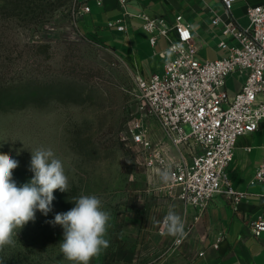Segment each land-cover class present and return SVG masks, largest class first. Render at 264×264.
Here are the masks:
<instances>
[{
	"label": "rangeland",
	"instance_id": "374dc122",
	"mask_svg": "<svg viewBox=\"0 0 264 264\" xmlns=\"http://www.w3.org/2000/svg\"><path fill=\"white\" fill-rule=\"evenodd\" d=\"M82 4L0 0V153L19 162L13 179L20 186L33 177L31 152L51 149L70 185L54 192L47 216L37 211L17 230L15 245L0 250V264H74L60 251L63 228L48 221L75 207L72 198L80 195L100 198L111 216L109 247L89 264H191L207 230L205 210L183 203L158 174L187 146L175 147L159 122L144 116L135 63L83 35L76 14ZM226 55L205 44L197 53L202 61ZM137 124L149 148L132 141ZM157 145L164 165L152 161ZM170 209L184 223L182 236L162 235Z\"/></svg>",
	"mask_w": 264,
	"mask_h": 264
},
{
	"label": "built area",
	"instance_id": "2783aa9c",
	"mask_svg": "<svg viewBox=\"0 0 264 264\" xmlns=\"http://www.w3.org/2000/svg\"><path fill=\"white\" fill-rule=\"evenodd\" d=\"M87 1L77 10V17L89 12ZM94 1L101 6L105 0ZM221 1L229 10L233 0ZM245 17V27L232 21L223 24L222 34L234 43H219L227 55L202 61L197 57L191 27L181 15L173 24L161 17L141 16L143 29L151 35L150 43L163 37L171 53L161 73L136 76L141 111L159 122L175 147L187 146L186 153H179L166 169L170 172L168 182L179 189L178 198L183 203L199 211L219 194L234 209L245 198V193L231 188L225 170L238 136L255 132L264 123V0L247 7ZM107 27L125 30L119 22H108ZM236 74L242 76L241 84L230 93L226 83ZM131 139L144 148L151 146L138 124L131 130ZM158 146L153 149L152 161L164 165L167 161ZM258 182L264 183V158L250 181ZM248 229L254 238L264 234V209L249 222Z\"/></svg>",
	"mask_w": 264,
	"mask_h": 264
},
{
	"label": "crops",
	"instance_id": "0c3cea01",
	"mask_svg": "<svg viewBox=\"0 0 264 264\" xmlns=\"http://www.w3.org/2000/svg\"><path fill=\"white\" fill-rule=\"evenodd\" d=\"M262 2L233 0L226 10L221 0H105L101 6L88 0L89 12L80 15L78 22L83 23V35L95 38L119 58L134 62L138 76L148 78L161 73L171 53L163 37H158L153 45L150 43L151 35L142 27V15L161 17L168 24L181 15L191 27L197 53L202 44L225 51L218 46L221 41L234 43L222 34L223 24L232 21L245 27L247 7ZM108 22H119L125 30L108 28ZM241 78L236 74L227 80L232 83L230 93L239 88ZM263 158L264 123L255 132L238 136L232 161L225 170L231 188L245 193V198L235 209L223 195L211 200L204 211L207 230L191 264H264V234L254 238L248 229L249 222L264 209V183H250Z\"/></svg>",
	"mask_w": 264,
	"mask_h": 264
},
{
	"label": "clouds",
	"instance_id": "9594fccd",
	"mask_svg": "<svg viewBox=\"0 0 264 264\" xmlns=\"http://www.w3.org/2000/svg\"><path fill=\"white\" fill-rule=\"evenodd\" d=\"M30 182L17 185L13 170L19 162L7 153H0V250L14 246V237L28 222L35 221L36 212L47 216L52 210L54 192H67L69 178L63 163L51 149L38 148L31 152ZM162 181L170 179L168 170L159 171ZM75 207L66 213H57L48 223L63 228L60 251L64 258L74 264H89L90 260L109 247L105 239L110 227V213L103 210L102 201L95 195L72 198ZM164 232L177 237L184 234V223L175 211L169 210L163 221Z\"/></svg>",
	"mask_w": 264,
	"mask_h": 264
},
{
	"label": "trees",
	"instance_id": "16d2710c",
	"mask_svg": "<svg viewBox=\"0 0 264 264\" xmlns=\"http://www.w3.org/2000/svg\"><path fill=\"white\" fill-rule=\"evenodd\" d=\"M89 38L92 39L93 41H95L97 44H101L95 38H93V37H89ZM104 47H106V46L104 45Z\"/></svg>",
	"mask_w": 264,
	"mask_h": 264
}]
</instances>
